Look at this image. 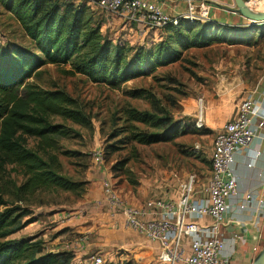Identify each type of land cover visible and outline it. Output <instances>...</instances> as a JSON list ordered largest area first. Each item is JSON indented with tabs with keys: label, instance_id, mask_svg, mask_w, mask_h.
<instances>
[{
	"label": "trees",
	"instance_id": "trees-1",
	"mask_svg": "<svg viewBox=\"0 0 264 264\" xmlns=\"http://www.w3.org/2000/svg\"><path fill=\"white\" fill-rule=\"evenodd\" d=\"M0 6L20 24L33 45V51L17 46L7 57L0 54V175L10 166L23 171L24 180L13 189L16 204L26 205L8 202L7 192L0 185V208H5L0 211V264H73V252H47L45 243L38 238L10 239L37 221L28 208L36 195L61 191L81 200L89 192L85 180L70 179L62 172L60 156L71 158L78 154L60 152L51 141L57 137H78L66 123L89 127L91 118L66 91L45 89L31 80L38 77L45 66L71 65L69 74H79L95 84L121 90L131 81L182 61L184 53L191 49L223 43L221 33L231 28L211 22L181 21L178 26H167L163 34H159L160 42L147 49L128 42L115 44L108 39L103 35L101 22L93 17L87 6L66 0H0ZM129 96L149 99L153 111L132 107L122 110V116L114 120L115 127L117 121L122 122V126L113 130L109 142L125 136L107 146V162L120 150L118 144L127 143L125 140L152 146L172 143L201 131L196 125L192 130L183 122H174L145 91H132ZM32 141L45 149L35 151L30 147ZM128 161L115 162L112 166L114 178L127 173ZM104 264L135 263L129 259Z\"/></svg>",
	"mask_w": 264,
	"mask_h": 264
},
{
	"label": "rangeland",
	"instance_id": "rangeland-1",
	"mask_svg": "<svg viewBox=\"0 0 264 264\" xmlns=\"http://www.w3.org/2000/svg\"><path fill=\"white\" fill-rule=\"evenodd\" d=\"M70 2L71 1H67ZM87 6L93 17L101 22L103 35L115 44L129 43L147 49L157 44L148 37L142 41L140 35L134 37L121 33L124 24L119 18L102 12L88 3ZM264 24L254 27L231 28L224 30L223 43L214 44L203 49H191L184 53L183 60L173 65L159 68L153 75L136 79L125 84L121 90L111 89L104 84H95L82 75H71V65H48L41 69V74L31 82L45 89H61L77 99L83 112L91 118L89 127L71 122L66 123L78 137H57L51 141L60 152H74L77 157L60 156L63 164L62 172L68 178L85 180L88 189L91 187V176L96 172L108 171L112 175V184L118 193L132 205H142L149 200L173 199L178 200L182 188L191 176L197 178L195 190L198 191L209 181L213 140L224 124L236 118L240 105L247 98L260 100L264 92ZM22 47L33 51V45L20 24L0 6V54L6 57L13 47ZM261 84V85H259ZM132 91H145L153 96L160 107L170 115L174 122H183L194 130L197 119L203 114L205 127L189 135L178 138L172 143H160L143 146L137 143L118 144V152L111 156L110 162L105 158L106 148L116 144L125 135L109 142V135L115 128L122 126L114 120L122 116V110L127 107L139 111H153L149 99H134L129 96ZM202 100V106H201ZM204 108L203 113H201ZM145 129L144 126L139 125ZM130 143V144H129ZM30 147L37 152L45 149L36 141ZM52 151V150H51ZM104 154L105 166L95 163L98 152ZM127 159L126 174L114 178L112 166L118 160ZM24 180L23 171L10 166L0 175V185L6 194V200L16 204L14 186ZM65 192L40 193L28 206L34 212L37 221L10 239H20L43 230L47 233L55 226L49 216L83 200ZM53 203L54 205H49ZM21 205V204H16ZM26 207V205H21ZM5 208H0L4 211ZM130 238V234H124ZM137 240L144 241L141 236ZM117 239V238H116ZM145 250L152 253L148 256L137 257L138 254L127 250L135 264H159L160 251L152 248L151 243ZM186 249V248H185ZM158 253V254H157ZM111 257L102 255L104 261L114 259L116 252L111 251ZM180 264H185L181 262Z\"/></svg>",
	"mask_w": 264,
	"mask_h": 264
},
{
	"label": "built area",
	"instance_id": "built-area-1",
	"mask_svg": "<svg viewBox=\"0 0 264 264\" xmlns=\"http://www.w3.org/2000/svg\"><path fill=\"white\" fill-rule=\"evenodd\" d=\"M75 5L88 3L102 12L113 15L124 22L122 30L138 33L140 36L153 33L163 34L169 25L178 26L181 21L195 24L209 22V6L201 2L199 5L189 3L188 11L177 18L165 13L163 9L148 0H66ZM247 5L253 0H245ZM263 7L264 0H257ZM264 82V78L261 80ZM261 85V84H259ZM202 106V100H201ZM196 128L205 127L203 114L196 121ZM264 132V92L260 100L247 98L240 105L235 119L221 127L213 141L211 154V175L207 185L200 189L202 197H196L195 184L197 178L191 176L183 185L178 200H149L142 205H132L123 198L111 181L103 184L105 206L113 217L124 227L150 243L157 244L160 250L159 264H232L230 256L223 255L225 241L217 233L224 215L230 208V199L237 195L238 177L231 171L236 156L247 154L248 167L255 166L259 153L250 150L256 138ZM97 166H105L104 154L98 152L95 157ZM256 196L248 195L250 200ZM259 211V209H258ZM264 213V202L260 207ZM210 219L214 226H201L192 219ZM190 239V252L185 249V240ZM88 241V235L77 236L65 245L66 250L74 252L82 248ZM262 248L253 249L258 256ZM90 264H104L102 256L92 255Z\"/></svg>",
	"mask_w": 264,
	"mask_h": 264
},
{
	"label": "crops",
	"instance_id": "crops-1",
	"mask_svg": "<svg viewBox=\"0 0 264 264\" xmlns=\"http://www.w3.org/2000/svg\"><path fill=\"white\" fill-rule=\"evenodd\" d=\"M157 5L163 11L175 18L184 15L189 9V3L199 5L201 2L209 6V22L230 28L247 27L249 21L243 16L235 13L237 8L235 0H148ZM127 33L128 37L139 36L138 33L120 30ZM149 35V34H148ZM140 36L144 41L147 36ZM157 42V34L151 33L149 41ZM220 131V129H219ZM214 141V140H213ZM250 150L259 153L255 166L248 167L249 158L247 154L236 156L231 166L232 173L238 177L237 195L230 199V208L224 215L222 224L216 231L225 241L223 255L230 256L232 264H253L257 256L253 249L260 246L264 249V213L260 207L264 202V132L256 138ZM211 175V172H210ZM91 187L83 200L75 203L67 211H60L49 216L55 223L47 233L43 230L31 234L28 238H38L45 243L47 252L59 253L66 250L65 245L71 243L77 236L88 235L87 243L77 250H74L73 264H90L89 258L92 255L111 257V251L116 255L110 262L129 260L127 250L138 254L137 257H146L152 252L145 250V242L150 244L144 237V241L137 240L139 236L127 230L121 221L111 215L105 206V192L103 184L112 180L111 172L101 171L92 174ZM210 177V176H209ZM248 195L256 196L248 199ZM196 197H202L200 190ZM173 200V199H172ZM259 209V211H258ZM194 223L209 227L214 226L210 219H192ZM130 234V238L127 235ZM117 238V239H116ZM190 239L185 240L187 253L190 252ZM152 248L159 247L151 243ZM261 250V251H262ZM157 253V254H158Z\"/></svg>",
	"mask_w": 264,
	"mask_h": 264
},
{
	"label": "water",
	"instance_id": "water-1",
	"mask_svg": "<svg viewBox=\"0 0 264 264\" xmlns=\"http://www.w3.org/2000/svg\"><path fill=\"white\" fill-rule=\"evenodd\" d=\"M237 8L233 10L235 13L243 16L249 21L247 27H254L264 24V12H259L247 5L245 0H235ZM209 23V22H208ZM253 264H264V249L255 258Z\"/></svg>",
	"mask_w": 264,
	"mask_h": 264
},
{
	"label": "bare ground",
	"instance_id": "bare-ground-1",
	"mask_svg": "<svg viewBox=\"0 0 264 264\" xmlns=\"http://www.w3.org/2000/svg\"><path fill=\"white\" fill-rule=\"evenodd\" d=\"M249 5L255 9L263 10V7L260 5V3L257 0H253L249 2ZM204 108H202L201 113H203Z\"/></svg>",
	"mask_w": 264,
	"mask_h": 264
}]
</instances>
